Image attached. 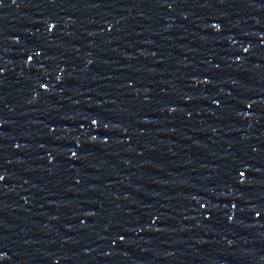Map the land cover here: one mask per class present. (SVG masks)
I'll use <instances>...</instances> for the list:
<instances>
[{"label":"water","instance_id":"95a60500","mask_svg":"<svg viewBox=\"0 0 264 264\" xmlns=\"http://www.w3.org/2000/svg\"><path fill=\"white\" fill-rule=\"evenodd\" d=\"M0 211L23 264H264V0H0Z\"/></svg>","mask_w":264,"mask_h":264}]
</instances>
